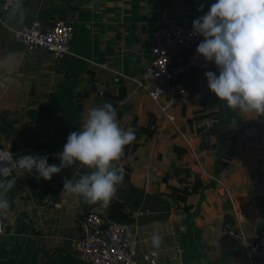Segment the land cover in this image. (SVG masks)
<instances>
[{"label": "crops", "instance_id": "obj_1", "mask_svg": "<svg viewBox=\"0 0 264 264\" xmlns=\"http://www.w3.org/2000/svg\"><path fill=\"white\" fill-rule=\"evenodd\" d=\"M213 3L23 0L0 11V149L46 150L50 165H59L56 157L68 135L79 131L92 107L106 101L120 126L136 131L135 141L116 162L123 181L106 208L63 192L65 179H78L76 168L50 181L37 179L34 170L0 178L14 185L6 193L8 214L0 216V264H90L77 258L71 242L83 235L85 212L93 210L107 220L113 202L121 205L135 257L154 252L156 264L243 263L245 248L223 229L224 220L240 228L248 245L255 234L264 238V206L259 207L264 117L218 104L208 91L207 71L192 67L166 87L159 105L135 83L149 60L145 36L168 24L191 23ZM33 19L45 27L55 19L68 22L73 28L69 54L53 60L42 49L27 51L15 43L11 29ZM195 112L219 119L211 150L196 145ZM144 210L148 213L135 214ZM259 240L254 264H264Z\"/></svg>", "mask_w": 264, "mask_h": 264}, {"label": "clouds", "instance_id": "obj_2", "mask_svg": "<svg viewBox=\"0 0 264 264\" xmlns=\"http://www.w3.org/2000/svg\"><path fill=\"white\" fill-rule=\"evenodd\" d=\"M202 10L203 5L197 9ZM190 36L202 37L196 55L217 69L218 75L213 71L204 75L218 104L256 119L264 117V0H215L206 14L193 20ZM135 139V129L122 128L116 110L106 101L92 107L79 131L68 135L56 157L59 165H49L46 155L25 156L17 164L26 162L37 179L45 181L64 169L76 168L78 179H65L63 192L106 208L123 181V169L116 162ZM8 156L11 159L0 161L12 162L10 152ZM13 186L11 181H0V216L8 214L6 193ZM153 243L158 246L159 237Z\"/></svg>", "mask_w": 264, "mask_h": 264}, {"label": "built area", "instance_id": "obj_3", "mask_svg": "<svg viewBox=\"0 0 264 264\" xmlns=\"http://www.w3.org/2000/svg\"><path fill=\"white\" fill-rule=\"evenodd\" d=\"M23 0H0V11L18 7ZM192 22L188 24H168L152 30L144 38L149 50V60L143 68L140 78L135 80L138 86L155 104H160L165 96L166 87L173 84L183 71L192 67L201 71H213L218 74L214 63H206L196 55V48L202 37H192ZM12 39L24 50L42 49L53 60H60L66 54L67 44L72 38V26L61 19H55L49 26H43L39 20L27 21L11 29ZM179 93L183 89H178ZM196 145L201 150H211L218 136L219 119L209 116L193 120ZM8 151L0 149V159H11ZM12 162L0 161V178H9L16 170L29 171L26 162L17 164L25 156H47L50 165V153L46 150L23 149L11 153ZM148 213L137 211L136 215ZM239 222L238 218L235 219ZM83 235L71 242V249L80 261L90 264H156L154 252L142 253L135 257L134 242L128 236V224L104 221L98 213L89 210L82 215ZM223 229L234 239H239L245 248L243 263L254 264L253 254L258 250L260 235L253 236V242L247 244L243 234L231 220H224ZM1 229V227H0ZM1 232V230H0Z\"/></svg>", "mask_w": 264, "mask_h": 264}, {"label": "trees", "instance_id": "obj_4", "mask_svg": "<svg viewBox=\"0 0 264 264\" xmlns=\"http://www.w3.org/2000/svg\"><path fill=\"white\" fill-rule=\"evenodd\" d=\"M209 116H212V115L206 114V113H198V112H195V114L192 117V120H200V119H203V118H206V117H209ZM263 200H264V196H263L262 200L259 203V207H261V208H262V206H264L262 204V203H264ZM107 215H108L107 216V220H104V221H112V222H116V223H123V221H125L123 219L124 214H122V209H121L120 203L113 202L111 204V207L109 208V211H108V214ZM225 219H228V216L225 217Z\"/></svg>", "mask_w": 264, "mask_h": 264}, {"label": "water", "instance_id": "obj_5", "mask_svg": "<svg viewBox=\"0 0 264 264\" xmlns=\"http://www.w3.org/2000/svg\"><path fill=\"white\" fill-rule=\"evenodd\" d=\"M259 242L264 247V238H262L261 240H259ZM255 254H257V252H255Z\"/></svg>", "mask_w": 264, "mask_h": 264}]
</instances>
